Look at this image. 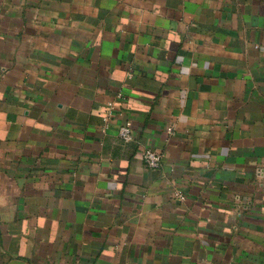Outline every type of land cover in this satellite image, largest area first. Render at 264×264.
Segmentation results:
<instances>
[{
	"label": "crops",
	"instance_id": "obj_1",
	"mask_svg": "<svg viewBox=\"0 0 264 264\" xmlns=\"http://www.w3.org/2000/svg\"><path fill=\"white\" fill-rule=\"evenodd\" d=\"M0 264H264V0H0Z\"/></svg>",
	"mask_w": 264,
	"mask_h": 264
},
{
	"label": "built area",
	"instance_id": "obj_2",
	"mask_svg": "<svg viewBox=\"0 0 264 264\" xmlns=\"http://www.w3.org/2000/svg\"><path fill=\"white\" fill-rule=\"evenodd\" d=\"M105 128L106 125L103 127V130H105ZM167 131L172 132V128L168 127ZM118 136L125 143L132 140V127L130 122L126 121L118 126ZM141 159L145 167L157 169L164 161V154L155 149L144 148L141 151ZM178 196L182 198L180 194H178Z\"/></svg>",
	"mask_w": 264,
	"mask_h": 264
}]
</instances>
